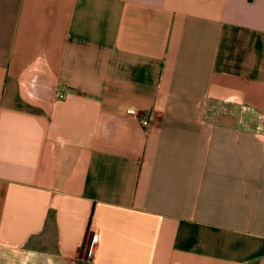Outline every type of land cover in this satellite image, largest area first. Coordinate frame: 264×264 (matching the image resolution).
Wrapping results in <instances>:
<instances>
[{
    "label": "crops",
    "instance_id": "crops-1",
    "mask_svg": "<svg viewBox=\"0 0 264 264\" xmlns=\"http://www.w3.org/2000/svg\"><path fill=\"white\" fill-rule=\"evenodd\" d=\"M92 228L94 264H264V0H0V264Z\"/></svg>",
    "mask_w": 264,
    "mask_h": 264
},
{
    "label": "built area",
    "instance_id": "built-area-1",
    "mask_svg": "<svg viewBox=\"0 0 264 264\" xmlns=\"http://www.w3.org/2000/svg\"><path fill=\"white\" fill-rule=\"evenodd\" d=\"M128 113L132 114L134 118L142 124L143 127L148 128L150 126V120L141 117L137 112H134L133 110H128ZM97 240L98 235L96 233V230L92 228V235L88 242L87 254L85 259H83L80 264H94V258L97 250Z\"/></svg>",
    "mask_w": 264,
    "mask_h": 264
}]
</instances>
